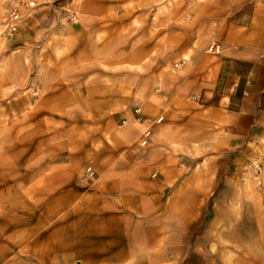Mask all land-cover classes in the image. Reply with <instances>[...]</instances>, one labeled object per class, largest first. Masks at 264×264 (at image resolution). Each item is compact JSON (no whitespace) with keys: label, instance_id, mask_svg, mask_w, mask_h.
<instances>
[{"label":"rangeland","instance_id":"374dc122","mask_svg":"<svg viewBox=\"0 0 264 264\" xmlns=\"http://www.w3.org/2000/svg\"><path fill=\"white\" fill-rule=\"evenodd\" d=\"M30 1L0 0V213L25 218L0 230V264H264L257 154L180 191L233 151L188 104L264 0ZM223 61L214 97L239 67Z\"/></svg>","mask_w":264,"mask_h":264},{"label":"crops","instance_id":"0c3cea01","mask_svg":"<svg viewBox=\"0 0 264 264\" xmlns=\"http://www.w3.org/2000/svg\"><path fill=\"white\" fill-rule=\"evenodd\" d=\"M252 18L247 31L244 33L247 45L242 50L228 51L227 55H224L225 59L229 58L230 61L233 60V63L239 66L235 69L234 82L229 86L227 94H220L217 97H214L213 94L214 91L217 93L221 91L217 82L224 67L223 60L225 59H222L218 65L210 68V72L214 70V79L208 83L204 81L202 85L206 88L209 87L211 94L206 95L207 97H203L202 100L197 95L189 101L191 104H188L193 108L189 111L193 118H210V124L217 129V135L219 133L225 134L229 138L228 143H233L231 147L227 145V151H233L228 153L227 159L217 157L215 160H210L205 168L200 169L199 167V170L195 168L183 182L196 183L199 181V186L184 184L180 191L192 188L203 189L206 181L202 180H207L208 173L212 175L211 181H213V177L218 180L219 167L223 168L227 164L238 165L245 156L257 154L264 163V24H262L264 15L259 9ZM259 46L262 48L256 53ZM216 86L218 89H215ZM178 99L179 97H172L171 99L169 97L168 104L170 105ZM168 108L170 113L175 112L179 115L183 113L182 110L175 109L174 106L170 105ZM250 149L252 150L250 151ZM238 169V166H235V171L228 177L225 174L219 179L236 181L239 176ZM54 176L57 175L53 174L49 179L55 180ZM262 176H264V171H262ZM191 200L189 203L186 200V205L190 204ZM24 219L22 214H10L8 211H3L0 213V230L4 231L10 225H16Z\"/></svg>","mask_w":264,"mask_h":264},{"label":"built area","instance_id":"2783aa9c","mask_svg":"<svg viewBox=\"0 0 264 264\" xmlns=\"http://www.w3.org/2000/svg\"><path fill=\"white\" fill-rule=\"evenodd\" d=\"M23 1V0H21ZM33 0H31L29 3V5L33 4ZM20 16L19 13L17 11V7L13 6L11 7V9L9 10V14L5 23V34L6 35H11L12 33H14L17 29V22L19 20ZM207 52L209 53H218L219 52V46L218 44H216L215 42H210L207 46ZM135 112L138 114L137 116V120H140V115H139V109H134ZM162 119V116H158L156 118V121H160ZM122 123H125L124 120H122ZM150 130L148 128H146V130L143 133V143L146 142V137L149 135ZM250 168H251V176L253 177L254 181L256 182V184L260 185L261 184V177H260V172H261V164L256 162V161H251L249 164Z\"/></svg>","mask_w":264,"mask_h":264},{"label":"bare ground","instance_id":"6f19581e","mask_svg":"<svg viewBox=\"0 0 264 264\" xmlns=\"http://www.w3.org/2000/svg\"><path fill=\"white\" fill-rule=\"evenodd\" d=\"M261 185V184H260Z\"/></svg>","mask_w":264,"mask_h":264},{"label":"trees","instance_id":"16d2710c","mask_svg":"<svg viewBox=\"0 0 264 264\" xmlns=\"http://www.w3.org/2000/svg\"><path fill=\"white\" fill-rule=\"evenodd\" d=\"M230 106V105H229Z\"/></svg>","mask_w":264,"mask_h":264}]
</instances>
